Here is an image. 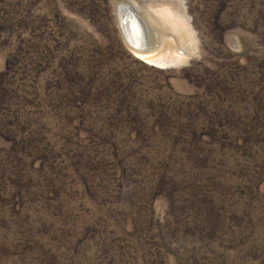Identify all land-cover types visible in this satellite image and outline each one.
<instances>
[{
    "label": "rangeland",
    "instance_id": "obj_1",
    "mask_svg": "<svg viewBox=\"0 0 264 264\" xmlns=\"http://www.w3.org/2000/svg\"><path fill=\"white\" fill-rule=\"evenodd\" d=\"M0 264H264V0H0Z\"/></svg>",
    "mask_w": 264,
    "mask_h": 264
},
{
    "label": "bare ground",
    "instance_id": "obj_2",
    "mask_svg": "<svg viewBox=\"0 0 264 264\" xmlns=\"http://www.w3.org/2000/svg\"><path fill=\"white\" fill-rule=\"evenodd\" d=\"M118 6H121V10L124 7L122 14L119 9L122 17L121 26L124 29L126 41L137 57L160 68L175 67L186 60L187 55L176 48L160 49L161 46L158 44L150 46L151 25H149V19L139 10L140 5L137 2H121Z\"/></svg>",
    "mask_w": 264,
    "mask_h": 264
}]
</instances>
